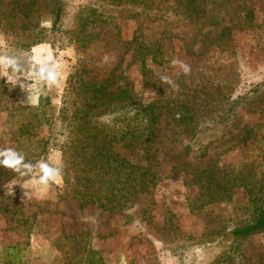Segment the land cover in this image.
Instances as JSON below:
<instances>
[{
	"label": "rangeland",
	"instance_id": "obj_1",
	"mask_svg": "<svg viewBox=\"0 0 264 264\" xmlns=\"http://www.w3.org/2000/svg\"><path fill=\"white\" fill-rule=\"evenodd\" d=\"M58 1L62 12L50 42L20 48L15 40L24 36L0 28L5 51L51 53L60 65L59 86L45 88L35 107L18 85L0 79V146L14 147L32 162H62L61 114L86 109L91 120L125 122L129 108L100 115L102 105L85 106L92 102L83 100V82L104 79L108 90L164 105L151 148L157 180L124 205L80 207L62 177L23 200L19 184L13 192L6 185L29 178L0 167V206L8 208L0 209V264H264V231L230 234L246 217L242 187L211 201L197 180L205 172L210 179L244 167L264 177V108L256 109L261 101L254 108L241 104L222 135L210 119L214 105L224 107L264 82V0ZM45 3L40 26L48 29L55 4ZM186 6L199 7L198 16L189 17ZM138 42L156 54L144 53V65ZM173 58L190 65V74L171 66ZM163 74L178 91L160 81ZM123 97L112 102H128ZM182 102L203 106L193 127L173 117Z\"/></svg>",
	"mask_w": 264,
	"mask_h": 264
},
{
	"label": "trees",
	"instance_id": "obj_2",
	"mask_svg": "<svg viewBox=\"0 0 264 264\" xmlns=\"http://www.w3.org/2000/svg\"><path fill=\"white\" fill-rule=\"evenodd\" d=\"M39 1H0V28L10 29L11 33L19 39L24 36L21 40H15V44L20 48H28L41 42H50L49 31L54 32L58 28L62 12L60 2L49 0L55 5L49 8L51 24L48 29H45L40 26L43 17L41 10L47 8L45 2L48 0L42 2L43 5ZM192 2L193 0H191ZM186 8L189 17L198 16L199 7L190 9L189 6H186ZM246 14L249 20L252 10L248 9ZM81 29V31L84 30L83 27ZM80 39L79 41L82 43L87 42L83 38ZM139 47H142L140 42L137 44V48ZM144 53H150L152 57L156 55L150 45H143L138 54L141 57V65H144L142 58ZM106 79L108 80V77ZM83 86L87 88L83 100L92 102V104L85 103V106L102 105L100 115L114 112L116 109L127 108L132 111V115L120 124L117 121L107 124L91 120L86 109L74 111L71 115L61 114L58 116L60 128L66 131L64 140L59 147L62 153V178L65 189L72 190L77 195L80 207L88 202L97 203L102 208L121 206L127 201L134 200L138 192L147 188L155 179L157 180L152 171L154 157L151 148L164 105L157 101L142 102L136 98L134 100V96L129 91L108 90V83L104 79L100 82L90 80L88 84L83 82ZM259 86L249 90L251 95L245 92L230 99L224 107L214 105L217 112L215 118L211 117L210 119L213 123L221 125V135L230 125L231 121L229 122V120L233 117L234 112L243 103L254 108L256 103L261 101L262 107L256 109L264 108V82ZM123 93L128 102L120 105L116 101L112 102L117 97L123 99ZM177 105V114L173 117L178 120V123L193 127L197 121L201 120L200 116L202 115L197 116L203 108L200 104L190 105L188 102H182ZM61 109L63 112L64 108ZM249 130L247 128L246 133H249ZM216 170L211 171L210 174L213 175L212 173ZM251 172L244 167L239 168L235 173L231 169L222 171V175L210 179L206 176L208 174L206 172L201 177L197 176V180L202 182L200 187L203 192L201 195L208 196L211 201L230 197L231 188L242 187L246 196L243 205L246 217L241 220L242 224L234 226L230 231V234L235 237H245L264 231V177H255V174ZM210 183H215V185H210ZM216 189L229 194L220 195L215 192ZM0 209L8 211L7 207L0 206ZM100 264L104 263L100 261Z\"/></svg>",
	"mask_w": 264,
	"mask_h": 264
},
{
	"label": "clouds",
	"instance_id": "obj_3",
	"mask_svg": "<svg viewBox=\"0 0 264 264\" xmlns=\"http://www.w3.org/2000/svg\"><path fill=\"white\" fill-rule=\"evenodd\" d=\"M6 48L7 45L0 40V79L6 78V82L12 87L18 85L21 91L27 93V104L37 106L38 95L45 88L59 86V62L51 53L38 56L35 55L36 50L32 49L31 54L26 52L16 54L5 51ZM170 65L178 66L185 75L191 72L190 65L178 58H173ZM160 81L179 90V85L167 74L161 75ZM0 167L11 169L21 178H29L23 183L6 185L13 192V186L19 184L24 190L23 200L31 199L37 190L51 183H59L63 175L62 162L47 159L32 162L26 159L22 151L11 146H0Z\"/></svg>",
	"mask_w": 264,
	"mask_h": 264
}]
</instances>
